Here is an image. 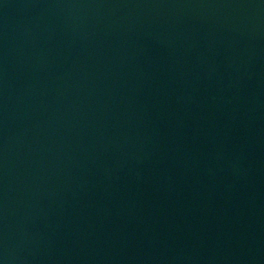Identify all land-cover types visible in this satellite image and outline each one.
I'll return each instance as SVG.
<instances>
[{"label": "water", "instance_id": "1", "mask_svg": "<svg viewBox=\"0 0 264 264\" xmlns=\"http://www.w3.org/2000/svg\"><path fill=\"white\" fill-rule=\"evenodd\" d=\"M0 264H264V0H0Z\"/></svg>", "mask_w": 264, "mask_h": 264}]
</instances>
